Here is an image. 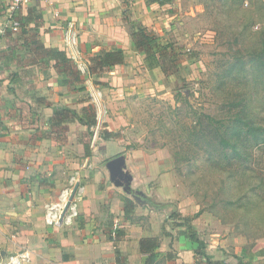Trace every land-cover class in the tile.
<instances>
[{
  "label": "rangeland",
  "instance_id": "obj_1",
  "mask_svg": "<svg viewBox=\"0 0 264 264\" xmlns=\"http://www.w3.org/2000/svg\"><path fill=\"white\" fill-rule=\"evenodd\" d=\"M131 2L127 0V7ZM147 2L145 6L153 9L147 30L176 47L174 71L148 68L137 49L138 54L127 50L128 62L117 73H102L108 77L103 84L100 75H90L92 85L63 82L65 90L55 93L50 87L48 95L38 98L32 81L36 65L33 72L31 66L24 67L40 61L46 81L58 71L51 67V57L36 50L37 41L44 45L33 33L40 32L35 27L37 19H24V11L34 1L21 5L15 15L21 23L17 29L0 32V85L20 96L23 88L12 82L20 72L30 82L26 89L34 92L24 100L28 105L24 112L19 104L15 110L20 112L6 114L8 130L15 135L17 128L26 133L11 138L16 140L15 156L8 168L15 169L14 176L22 173L17 191L21 194L25 188L29 197L15 202L13 214L0 213V261L27 249L37 264L44 262L42 250L49 254L44 260L54 264L53 250L68 252L64 239L73 241L76 236L73 232L82 220L80 205L86 192L69 226L49 228L44 204L65 187L74 171H80L85 188L89 184L108 197L105 206L110 207L114 197H119L121 206L126 197L132 200L131 213L123 221H163L162 230L175 238L189 231L187 224L198 235L192 221L196 225L197 221H219L215 228L219 236L204 238L212 250L235 255L229 243L234 241L247 254L264 255V0H171L151 7ZM9 7V1L0 0V29L10 21ZM136 23L129 21L128 30ZM21 62L27 64L23 67ZM70 63V71L78 70L72 59ZM59 74L62 81L69 77ZM80 75L88 79V74ZM86 85L93 87L88 91ZM93 90L101 92L102 116L94 145L87 121L93 113L97 116ZM57 94L64 100L54 101ZM58 109L68 115L61 129L52 121ZM2 130L0 134H5ZM119 155L123 164L117 185L107 162ZM260 181L261 192L253 189ZM92 215L98 221L99 213ZM202 227L206 226L200 224V231ZM225 237L227 250L219 246ZM188 249L185 258H189ZM163 254L157 264H165Z\"/></svg>",
  "mask_w": 264,
  "mask_h": 264
},
{
  "label": "crops",
  "instance_id": "obj_2",
  "mask_svg": "<svg viewBox=\"0 0 264 264\" xmlns=\"http://www.w3.org/2000/svg\"><path fill=\"white\" fill-rule=\"evenodd\" d=\"M5 1L6 3L8 1L10 3V0ZM126 2L127 0H49L48 2L42 3L34 2L32 5H28V9L24 11L23 16L27 14L28 10L35 9L34 12H39V23L35 27L39 28L40 32L37 29L35 30L38 31V35L44 43V46L47 48L65 50L66 52L67 50L64 45L63 32L65 30L66 23L73 22L77 33V44L80 57L86 64L88 56L97 53L102 49L122 50L124 53V63L116 65L111 69L112 71L110 70L111 72L117 73V69L125 66V63L128 62L129 52L127 53V50H134V52H137L138 54V51L131 39L127 23H129V21H136L141 23L143 26H148L149 19H151L150 16L153 11L152 8L145 6V3L147 2L146 0H132L128 7ZM147 4L151 7L153 3L149 1ZM127 13H129V16H125ZM25 19L29 20L26 17ZM67 54L68 52L66 55ZM54 63H56V60L52 59L51 67H54ZM25 64L27 63L21 62L19 65L24 67ZM34 64L36 65L37 75L36 78H32V81L35 84L36 91L34 92H38V98L48 95L50 93V87L53 88V92L56 93L65 90L62 85L63 82L72 84L70 76L67 80L65 78L66 81H62V78H59V76H61L59 73L64 74L61 72L60 66L54 67L59 72H55L57 78H55V75H49L47 76L49 77V80L47 81L45 79L46 76L44 75L45 69L40 66V61L36 60V63L33 62V64H27L24 68H29V66H31V72H33L35 71L33 67ZM90 75L94 74H88L87 80H84L86 79L85 76L80 75L81 82H76H85L86 84L92 85L90 82ZM99 75L100 78H98V80H100L102 82L101 84H103L108 77L103 76L102 73ZM12 82L19 83V85L23 88L22 92H20L21 95H17L18 97H15L13 92L9 91L6 87L4 88L3 85H0V116H2L0 122H2L3 127L5 128L2 130L3 127L0 125V130L5 132V134H0L1 214L5 212L13 214L14 210H17L14 207L15 202L20 200L26 201L29 197L27 193L28 191H26L25 188H21V194L17 191L18 179L19 176H22V173L19 172L17 176H14L11 172L12 170L14 172L15 169L8 168V162L12 161L15 156L13 153V146H15V144L13 142H16V140L11 138H17V135L18 138L25 137L26 133H24V131L20 128L21 133L17 131L18 128L15 131L17 135H15L12 129L8 130L9 126L7 122L9 119L6 117V114H13L14 111L20 112V110L24 107L28 108V105L25 103L27 101L24 102V100H29L33 97L32 94H34V92L31 93L29 89H26L28 88L27 85H30V82L26 80L20 72L19 74H15ZM89 87L90 86H87L85 89L89 91ZM79 92L81 91L79 90ZM62 98L63 97L61 95L57 94L52 99L56 102H61L64 100ZM19 104H21V109L15 110ZM21 111L24 112L23 109ZM85 159L89 161L88 157ZM11 166H13L12 163ZM83 167L86 168L87 166L83 165ZM115 183L117 185L121 184L116 181ZM84 192H86V194L80 205V216L82 217V220L79 221V226L75 227L73 232L76 236L73 238V241L64 239V242L66 240L68 241V244H66L69 246L67 247L68 252L64 251L65 253H61L53 250L52 253L56 258V262H54V264H157V260L161 253H164L163 258L165 259V264H195L193 251L196 247V243L188 238H185L183 235L175 238L171 235V233H165L162 230L163 221H159L157 224L154 221L153 223L152 221H123L125 215L128 213H124V205L121 206L122 202L119 200V197H117V199L115 197L112 198V205L109 207L108 205H104V203H108V197L106 198L102 192H96V190L91 189L89 184L86 186ZM33 194L39 198L38 193ZM56 195H53L54 198ZM95 211L99 213L98 221L93 220V215L95 216V214L92 215V212L94 213ZM5 217L8 218V216ZM1 219L4 220L3 217ZM216 223L220 225L219 221H203L202 223L197 221V225L196 221L191 222L194 229L198 232L199 236H197L207 242L209 241L204 238H214L219 236V233L215 229ZM200 224H204V226H206L202 227L203 231H200ZM114 229L117 231L114 232ZM52 230L54 229L52 228ZM2 236L3 233L0 229V238ZM149 237H158L159 239V247L155 249L157 256L151 263L147 262L148 254L141 252L139 248V240ZM227 238L228 237H225L219 240V246L225 248L226 250L227 248L225 247V244L227 242ZM172 239L173 241H171ZM232 239L233 236L230 237V240ZM233 242L234 241L229 243L231 245L233 244V247L235 248V255L229 256L224 254L222 250H220V252L212 250V244L210 242L205 252L211 256L212 260H222L231 264L237 263L239 258H243V261L247 264L264 263V255L258 254L257 252L252 253V255L247 254L243 252V246L239 247L237 243L234 244ZM187 249L189 250V258H185L183 256V254L185 255ZM64 250H66L65 247ZM40 252L43 254L41 256L44 261L41 264H53L51 261L44 260L49 257L48 253L44 250ZM167 253H172L174 257L168 259L166 257ZM30 264H37L33 257L31 258Z\"/></svg>",
  "mask_w": 264,
  "mask_h": 264
},
{
  "label": "trees",
  "instance_id": "obj_3",
  "mask_svg": "<svg viewBox=\"0 0 264 264\" xmlns=\"http://www.w3.org/2000/svg\"><path fill=\"white\" fill-rule=\"evenodd\" d=\"M151 3L162 6L164 4L170 3L171 0H150ZM33 10H28L25 17L31 22L37 19V24L39 23V12H34ZM24 17V19H25ZM36 18V19H33ZM19 22V26H20ZM36 24V25H37ZM36 37H38V31H33ZM5 34V33H4ZM131 39L136 47V49L143 55V59L147 63L148 68L159 67L164 73H168L174 71L177 64V51L176 47H174L173 43H169L168 40H165L159 34L152 33L147 30L146 26H143L141 23H136L131 26L130 29ZM27 51L29 48H26ZM36 50L40 51L44 56H49L53 60H56L54 63V67L60 66L61 72L65 75H69L72 78V81L81 82L80 72L78 70H74L73 72L69 70L72 68V64L70 63L71 58L69 59L66 56L65 50H60L56 48H47L42 43L37 41ZM72 62V61H71ZM124 63V53L120 49L116 50H100L97 53L91 54L87 58L88 65V73L94 74L98 76L99 74L111 70L114 66ZM85 112V109L84 111ZM68 115L62 110L58 109L53 112L52 121L55 126L61 129V126L67 119ZM88 124H95L96 118L94 113L87 120ZM105 139L109 138V133L103 135ZM261 181L256 187L253 189H258L261 192ZM258 191L255 194H258ZM261 193L258 194V196ZM125 203L123 206L124 213H130L133 202L132 200L125 198ZM188 228V232L181 231L182 235H185L189 240L196 243V247L194 249V263L195 264H231L222 260H212L211 256L205 252L207 249L209 242L200 239L197 236V233L190 227V225H186ZM159 247V239L158 237H149L142 238L139 240V248L141 252L147 253L148 258L147 262L151 263L157 256L155 249ZM197 255H201L202 259H198ZM166 257L171 259L174 257L172 253H167ZM235 264H247L246 262L239 259V261Z\"/></svg>",
  "mask_w": 264,
  "mask_h": 264
},
{
  "label": "built area",
  "instance_id": "obj_4",
  "mask_svg": "<svg viewBox=\"0 0 264 264\" xmlns=\"http://www.w3.org/2000/svg\"><path fill=\"white\" fill-rule=\"evenodd\" d=\"M31 0H10L9 18L8 24H5L0 32L2 33L5 28L10 27L13 30L19 27V21L15 18L21 5L23 3L30 2ZM34 2L42 3L49 0H33ZM63 40L69 57L77 64L78 70L82 74L88 73V65L81 60L79 48L77 45V33L73 22H67L65 30L63 32ZM100 91L91 92L93 103L98 107L96 122L91 124L90 131H92V145H94L96 138L99 137L102 116L99 115L100 108ZM88 160L84 165H88ZM85 190V186L80 180L79 171H74L65 187H63L53 200H50L44 204V222L53 229L62 228L73 223L74 219L78 216V201ZM31 260L30 251L25 249L17 254L6 257L0 264H27Z\"/></svg>",
  "mask_w": 264,
  "mask_h": 264
},
{
  "label": "water",
  "instance_id": "obj_5",
  "mask_svg": "<svg viewBox=\"0 0 264 264\" xmlns=\"http://www.w3.org/2000/svg\"><path fill=\"white\" fill-rule=\"evenodd\" d=\"M123 164V156L119 155L107 162V168L110 171V177L117 183H121V165Z\"/></svg>",
  "mask_w": 264,
  "mask_h": 264
}]
</instances>
